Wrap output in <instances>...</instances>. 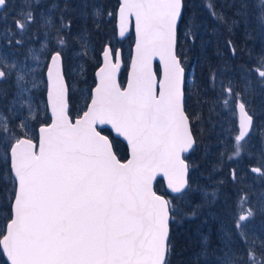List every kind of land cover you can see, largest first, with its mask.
Segmentation results:
<instances>
[{
    "label": "snow or ice",
    "instance_id": "snow-or-ice-1",
    "mask_svg": "<svg viewBox=\"0 0 264 264\" xmlns=\"http://www.w3.org/2000/svg\"><path fill=\"white\" fill-rule=\"evenodd\" d=\"M19 2L0 0V264H172L177 226L195 219L221 245L213 261L211 236L202 238L205 264H264V242L250 238L264 193L238 210L250 181L264 188V135L259 159L246 150L264 131V0H202L228 33L229 58L242 60L232 72L209 70L198 86L209 137L189 105L196 77L184 48L201 22L188 0ZM112 22L113 36L132 38V53L126 62L110 40L92 47L94 79H83L77 109L68 52L88 63L92 36ZM241 26L262 40L259 53L231 38ZM41 85L43 110L33 103ZM220 115L231 128L213 156L205 141Z\"/></svg>",
    "mask_w": 264,
    "mask_h": 264
},
{
    "label": "rangeland",
    "instance_id": "rangeland-1",
    "mask_svg": "<svg viewBox=\"0 0 264 264\" xmlns=\"http://www.w3.org/2000/svg\"><path fill=\"white\" fill-rule=\"evenodd\" d=\"M52 3V0H46V4L50 5ZM102 3H106L111 7L116 3V0H102ZM189 3V9L190 11H195L198 14L200 24L199 29V35L197 37V41L195 45L191 44H185L184 51L186 53V66L188 67L190 71V76H195L196 81L193 83L191 79L189 80L188 88H189V95L191 99L189 100L190 105V111L195 112L197 117H200V123L198 125L199 130L201 131V134L205 137L210 136V129L211 125L206 124L205 122L209 120V107L208 105H202L200 103H197V96L199 95L197 89L200 85L201 81L205 79V77L208 75L209 70H215L217 68L224 69L227 67L229 72H232L238 65L242 63V60L240 58H235L237 61L232 60V58H229L230 54L227 52V50L224 48V41L228 39V33L225 31L224 27L217 23V21L213 20L211 16L208 15V12L201 6L202 0H188ZM15 6L18 8L20 6L19 0H14ZM83 23L82 21H77L74 24V29L79 27L80 24ZM89 27L91 25L89 24ZM115 27V22L107 23L104 25L100 31V35L92 36V43L89 44L88 48V56L86 59L89 61L88 63H85V59H81L75 55V53L70 49L68 52L69 60L68 64L71 67V75L72 80L70 81L75 96L78 98V104L77 109L83 107V96L81 94V90H86L87 86L82 83L83 79L86 77L89 85L92 83L94 79V71H95V60L91 57V50L92 47H95L97 51H99L100 47L106 43L107 41H111L117 48L122 49L124 59L127 62L130 55H131V49L133 45V40L129 36L126 38L120 40L117 39L116 36H113V28ZM240 33L238 34V32ZM87 35V34H86ZM110 37L108 39H105L106 37ZM235 36L238 37L239 43H243L246 45H249V49H253L256 53H259L262 47V40L256 36L255 33H253V39H246L243 31V27L241 26L236 30ZM34 54L40 55L41 58H43L44 53L40 51V46L37 45L34 49ZM240 60V61H239ZM239 62V64L236 66L233 64V62ZM127 69H122L121 78L126 79ZM255 78H253L254 80ZM42 90L41 87H38L36 89H33V92L35 93V100L33 103H39V107L41 110L44 108V102L45 97H42L40 95ZM205 99L211 100L212 96L211 94L206 97ZM259 100H257V105H259ZM217 112H220V109L217 108ZM260 113L257 114V123L264 125V119H260ZM220 124H217L215 134L211 135V138L206 139V144H208L210 147H212V155H215V145L217 137H219L221 134L227 136L229 134V130L231 128V120L224 116H219ZM217 122V117L212 118V123ZM223 125L221 128L220 125ZM233 135L235 133H232ZM264 135V131H258L256 135L254 136L253 140L247 145V152L254 157L255 159L260 158V150H261V143H260V136ZM231 145H229V148ZM228 154H231L229 152ZM204 156V153H197L196 154V163L201 164L202 163V157ZM200 173H204L207 175V173L204 172V167H201L199 170V173L197 175L199 176ZM245 192L247 195L251 198L249 201L242 200L239 204L238 210L240 212L246 211L250 203L256 204L257 202H260L261 194L264 193V188L260 186L259 180L256 181L255 184H253L251 181L249 184L245 187ZM3 216V213H0V217ZM2 222V221H0ZM188 221H185L182 225L177 226V228H181L185 223ZM213 230L212 228H208L205 233L202 234L201 231L198 232V237L200 239V243L202 246V238L204 236H211V243L209 248L210 253V259L214 261V257L211 256V253L213 250H216L221 247L218 238L212 234ZM250 238L255 240L257 244H260L264 242V218L257 216L255 218V221L252 225L251 232H250ZM194 252L200 253L199 248H195L193 250ZM195 257H198L195 256ZM203 258V257H202ZM204 260V258H203ZM205 264V262H204Z\"/></svg>",
    "mask_w": 264,
    "mask_h": 264
},
{
    "label": "trees",
    "instance_id": "trees-1",
    "mask_svg": "<svg viewBox=\"0 0 264 264\" xmlns=\"http://www.w3.org/2000/svg\"><path fill=\"white\" fill-rule=\"evenodd\" d=\"M239 33L240 31L238 34ZM226 37L229 38V36ZM231 38L239 40L235 35ZM238 46L243 48L245 44L238 43ZM248 46L249 45H247V47ZM232 60L237 61L236 59ZM234 61H232L233 64L237 66L239 62L234 63ZM123 151V146H121V152L123 153ZM210 227L211 225H204L200 219H195L188 221L181 228H177L175 232L176 252L172 257V264H204L205 261L203 258L200 257L198 259V257H195L198 253L196 255V252L193 250L199 248V252H201L202 246L197 234L199 231H201L202 234L205 233Z\"/></svg>",
    "mask_w": 264,
    "mask_h": 264
},
{
    "label": "water",
    "instance_id": "water-1",
    "mask_svg": "<svg viewBox=\"0 0 264 264\" xmlns=\"http://www.w3.org/2000/svg\"><path fill=\"white\" fill-rule=\"evenodd\" d=\"M117 38H118V36H117ZM118 39H124V38H118ZM132 50H133V46H132ZM123 69V68H122Z\"/></svg>",
    "mask_w": 264,
    "mask_h": 264
},
{
    "label": "bare ground",
    "instance_id": "bare-ground-1",
    "mask_svg": "<svg viewBox=\"0 0 264 264\" xmlns=\"http://www.w3.org/2000/svg\"><path fill=\"white\" fill-rule=\"evenodd\" d=\"M108 38H110V37L108 36V37H106L105 39H108Z\"/></svg>",
    "mask_w": 264,
    "mask_h": 264
}]
</instances>
